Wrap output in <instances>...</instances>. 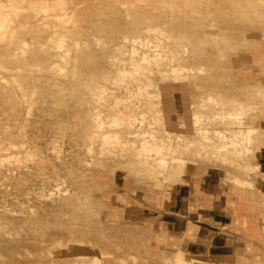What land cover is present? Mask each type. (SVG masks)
<instances>
[{
  "label": "rangeland",
  "instance_id": "1",
  "mask_svg": "<svg viewBox=\"0 0 264 264\" xmlns=\"http://www.w3.org/2000/svg\"><path fill=\"white\" fill-rule=\"evenodd\" d=\"M107 1L62 0L40 12L25 2L3 28L0 159L9 165L0 173V264H95L97 249L108 251L103 264H215L207 252L154 244L153 228L132 206L164 208L181 185L208 180L240 191L249 182L257 193L264 180L235 164L239 143L217 154L195 143L187 149L180 139L177 148L152 152V170H139L140 140L153 130L194 138L191 117L210 133L248 125L264 132V0ZM138 23L152 29L135 32ZM154 57L162 61L151 63ZM138 64L145 76L133 80L128 74ZM210 93L216 107L203 105ZM103 133L114 135L109 151ZM263 151L257 145L245 154L256 153L260 163ZM39 165L43 172L34 176ZM164 166L172 170L163 173Z\"/></svg>",
  "mask_w": 264,
  "mask_h": 264
},
{
  "label": "crops",
  "instance_id": "2",
  "mask_svg": "<svg viewBox=\"0 0 264 264\" xmlns=\"http://www.w3.org/2000/svg\"><path fill=\"white\" fill-rule=\"evenodd\" d=\"M260 163L264 174V151ZM180 187L164 208L132 206L153 228L154 244L207 252L215 264H264V189L240 191L213 180Z\"/></svg>",
  "mask_w": 264,
  "mask_h": 264
},
{
  "label": "bare ground",
  "instance_id": "3",
  "mask_svg": "<svg viewBox=\"0 0 264 264\" xmlns=\"http://www.w3.org/2000/svg\"><path fill=\"white\" fill-rule=\"evenodd\" d=\"M99 1V0H98ZM109 1V0H108ZM108 1H107V3H108ZM112 1V0H111ZM115 1V0H114ZM120 1V0H119ZM118 1V2H119ZM25 2H28L32 7H34L35 8V10L37 11V12H40V11H42V10H48L51 6H52V3H54V7L57 5V4H60L61 2H62V0H53V1H51V0H6V2L5 1H3V0H0V36H2L3 35V28L5 27V25H6V23L8 22V21H11L12 20V17H11V15L12 14H20L21 12H23V9L25 8V5H24V3ZM116 2V1H115ZM94 3V2H93ZM93 3H91V4H93ZM98 3V2H97ZM120 3V2H119ZM80 6V5H79ZM78 8V7H77ZM71 12H73V15H74V13L75 12H77V9H76V6H75V8H71ZM25 25L27 24V23H24ZM39 24V23H38ZM21 25V24H20ZM25 25H24V27H25ZM35 25V24H34ZM168 25V24H167ZM27 26V25H26ZM33 26V25H32ZM150 29H152V27L149 25V24H147V25H144V26H142L140 23H138L136 26H135V28L133 29L135 32H142L143 30H150ZM159 29H160V27H159ZM161 30V29H160ZM146 32V31H145ZM156 32V31H155ZM154 32V33H155ZM166 32V31H165ZM152 33V32H151ZM160 34H162L161 32H160ZM165 34V33H164ZM167 34V33H166ZM130 35V34H129ZM129 35H125L124 37L125 38H130L129 37ZM131 36V35H130ZM166 36V35H165ZM75 39V38H74ZM79 40V39H78ZM77 40V41H78ZM77 41H75L76 43H80V42H77ZM80 41V40H79ZM186 41V40H185ZM9 45H10V43L9 42H7ZM4 45H6V47H7V45L8 44H5V42L3 43ZM87 44H88V42H87ZM86 44V46H88ZM190 44V43H189ZM4 45H2V46H4ZM84 45H85V43H84ZM85 46V47H86ZM190 46V45H189ZM9 47V46H8ZM84 47V46H83ZM0 48H1V46H0ZM3 48V47H2ZM81 48V47H80ZM79 48V49H80ZM188 48V47H187ZM83 49V48H82ZM82 49H80V50H82ZM86 49V48H85ZM134 55V54H133ZM4 56V55H3ZM13 55H11V57H12ZM16 56V55H15ZM14 57V56H13ZM16 57H19V56H16ZM131 57H132V55H131ZM159 57H160V55H159ZM6 58V57H5ZM15 58V57H14ZM155 58V57H154ZM192 58V57H191ZM112 59V58H111ZM132 59V58H131ZM144 59L145 60H149V58L147 57V56H145L144 57ZM195 59V58H194ZM16 60L17 61H22V60H20V59H17L16 58ZM119 60V59H118ZM133 60V59H132ZM112 61H113V59H112ZM151 61V60H150ZM162 60L161 59H159L158 57H156L154 60H152L151 61V63L152 62H156L157 64L159 63V62H161ZM26 62V61H25ZM25 62H23V63H25ZM115 62V61H114ZM113 62V63H114ZM155 63V64H156ZM156 64V65H157ZM155 66V65H154ZM159 66V65H158ZM134 67V66H133ZM156 67V66H155ZM143 68V66L142 65H136L135 67H134V70L132 71V72H130L129 74H128V76L131 78V79H133V80H135V79H143V77L145 76V74H144V76H143V74L141 73V69ZM151 68V67H150ZM159 68V67H158ZM142 70H146V69H142ZM151 70V69H150ZM138 71V72H137ZM153 71V70H152ZM156 71H158V70H156ZM143 73L145 72V71H142ZM148 72V71H147ZM96 77V75L95 76H93L92 78H95ZM103 78H105V76L103 75L102 76ZM106 78H107V76H106ZM146 78V77H145ZM147 79V78H146ZM153 79V78H152ZM151 79V80H152ZM168 79V78H167ZM162 80H164V79H162ZM151 82V81H150ZM161 82H163V81H161ZM160 84V83H159ZM159 84H157L158 86H159ZM143 83L141 84V86H139L140 88L142 87L143 88ZM162 85V84H161ZM157 86V87H158ZM183 86V85H182ZM181 86V87H182ZM180 87V86H179ZM185 87V86H184ZM139 88V89H140ZM163 88V87H162ZM178 88V87H177ZM37 89V88H36ZM144 89H145V86H144ZM164 89V88H163ZM180 89H182V88H180ZM184 92V91H183ZM173 93H178V94H180L181 93V91L180 90H177L176 88L175 89H173ZM150 94V93H149ZM148 94V95H149ZM162 94V93H161ZM163 95H165V93H163ZM162 95V96H163ZM182 94H180L179 96H181ZM93 96H95V95H93ZM166 96V95H165ZM178 96V97H179ZM101 97V96H100ZM164 97V96H163ZM167 97H168V95H167ZM166 97V98H167ZM101 99H102V97H101ZM103 99H104V97H103ZM106 99V98H105ZM98 100H99V98H98ZM177 101V100H176ZM205 100L204 99H202L201 100V102H204ZM173 102V101H172ZM32 103L34 104V103H36V99H34L33 98V100H32ZM151 103V102H150ZM153 104V103H152ZM151 104V105H152ZM209 104L210 105H213V106H215L216 107V105H219V99H217V98H215V97H213V95L210 93V95L208 96V99H207V101H206V104L205 103H203V105H208L209 106ZM236 104V103H235ZM238 104V103H237ZM240 104V106L239 107H241V105H242V103H239ZM174 105L177 107V109H178V111H179V117L181 116V117H183V115H182V113H181V111L183 110V104H182V102H180V101H178V102H176V103H174ZM235 107H237L236 105H234ZM11 108L14 110V113L15 114H17V116H19V105H17L16 103H12V105H11ZM151 108V107H150ZM153 109H155V108H153ZM156 110V109H155ZM158 111V110H157ZM78 113V112H77ZM233 113H235V112H233ZM166 116V115H165ZM161 117H162V115H161ZM164 117V116H163ZM167 118H168V116H166ZM165 118V117H164ZM164 118H162L163 120H164ZM161 119V118H160ZM161 119V120H162ZM184 119H185V117H184ZM162 120V121H163ZM191 120L192 121H194L195 122V125H193L191 128H190V131H191V133L193 132V133H196L195 134V136H194V138H190L189 137V134L190 133H184L183 132V134H178L177 132H175V133H169V135L167 136V135H163V134H159L157 131H155V130H153L149 135H144L142 138H141V140H140V142H141V147H142V149L141 150H139V152H138V155L140 156V157H142L141 159H140V164L143 166V167H141L139 170H148V171H150V170H152L153 168H152V163L149 161V157H151L152 155H153V153L152 152H154V151H156V152H159L161 149H163V148H167L168 150H172V149H174V148H177L178 146H179V144H181V142L183 141V143L186 145V148L187 149H190V147L192 146L191 144H193L194 145V143H195V145H198L199 147H207L208 149L210 148V147H216L217 148V154L218 153H221L223 150V148H226V147H228L229 145H231V146H233V147H235V146H237V145H235V144H237V143H239V146H237V148H234L235 150H233L232 152H234L235 154H236V159H237V161L235 162V164H237L238 165V167L239 168H241V170H242V172L244 173V174H246V175H248V176H250L251 178H253V179H255V178H258V179H262V180H264V174H262V172L259 170V168H261V167H259V165H260V163H259V161H257L256 160V158H257V154L256 153H254V154H252V153H249V154H245L246 153V151H251L252 150V146H254V147H256L257 145H261V146H264V132H258L257 130H255V128L257 127V126H250V125H248L246 128L245 127H243V123H240L238 126H240V127H243V129H231L230 130V133L228 134V133H225V132H223L222 130H219V129H217L215 132H213V133H210V130L209 129H207L206 127H203V126H198V125H196V123L198 122V118H193V117H191ZM27 121H28V119H26V120H23V121H21L22 122V125L23 126H26V124H27ZM158 121V120H157ZM84 122H85V120H84ZM96 122V124L100 127V122L98 121V120H96L95 121ZM165 121H163V122H161V124L162 125H164L165 123H164ZM167 122V124H168V121H166ZM224 122H225V124L226 125H228V126H231V125H233V126H235V124H237V122H236V120L234 119V118H225L224 119ZM102 123V122H101ZM5 123H3L2 121H0V129H2L3 127H5ZM171 126H174V124H171ZM166 129V131H167V129H168V127H166L165 128ZM107 133V132H106ZM106 133H103V135L101 136V142H103V146H102V150H105V151H109L110 150V147L108 146V144H109V142L111 141V139H113V137H114V135H107ZM94 136V135H93ZM93 136H89V139H93L94 137ZM117 136V134L115 135V137ZM215 136H217V137H221L222 138V140H221V142L220 143H218V141H216V139H215ZM93 137V138H92ZM180 139H182V141L180 140ZM2 137H0V142H2ZM106 143H108V144H106ZM255 143V144H254ZM240 147V148H239ZM199 154H200V156H202V157H204V156H209L210 155V152H208L207 154H205V155H203V153L202 152H199ZM153 159H155V158H153ZM8 165H9V161H8V159H0V173H3V172H5V168H7L8 167ZM19 166H23V164H21V163H19L18 164ZM26 166V165H25ZM165 167V166H164ZM259 167V168H258ZM167 168V169H166ZM43 170V168H42V166H38V167H35V172L33 173V175L34 176H36L35 174H39V173H41V172H43L42 171ZM168 170L169 171H171L172 169L171 168H168L167 166L164 168V169H162V171L161 172H163V173H167L168 172ZM45 173V172H44ZM42 174V173H41ZM41 174H40V176H41ZM46 174V173H45ZM44 174V175H45ZM33 175H31V176H33ZM43 175V176H44ZM55 176H56V174L54 175V179H55ZM47 177V176H46ZM49 177V176H48ZM49 181V180H48ZM47 181V182H48ZM243 181V180H242ZM45 183H46V180H45ZM145 184L146 183H148L147 181H145L144 182ZM156 186H158V187H161L162 188V184H161V182L160 181H154L153 182ZM248 184L246 185V183L244 184L245 185V188L243 187V184H241V183H239V184H241V186H240V188L242 189V190H248L247 189V187L248 186H250L249 185V182H247ZM252 187V186H251ZM249 189L252 191V193H255L254 192V188H250L249 187ZM37 201H38V199H37ZM57 201H58V199H57ZM169 232V231H168ZM134 241V240H133ZM136 241V240H135ZM135 243V242H134ZM137 244V243H136ZM135 244V245H136ZM137 246V245H136ZM135 246V248H137ZM119 247V246H118ZM151 248V247H150ZM160 248H162V247H160ZM119 249V248H118ZM148 249V248H147ZM122 250H123V252H124V249H121L120 250V252H122ZM133 250V249H132ZM150 250V249H149ZM97 253L96 254H93V258H94V256H95V264L96 263H98V264H103V259H102V255L104 254V253H107V255H108V251L106 250H99V249H97V251H96ZM119 253V252H118ZM120 254V253H119ZM124 254V253H123ZM126 254V253H125ZM128 254V253H127ZM86 255V254H85ZM84 255V256H85ZM106 255V254H105ZM111 255V254H110ZM88 255H86V257H87ZM109 256V255H108ZM126 256V255H125ZM170 256V255H169ZM86 257H79V259H80V262H85L87 259H86ZM89 257V259H90V256H88ZM93 258H91V259H93ZM116 259H117V257H115ZM124 258V256L123 257H119L118 259H123ZM171 258V257H170ZM172 258H174V257H172ZM115 259V260H116ZM105 260V259H104ZM175 261H177V260H175ZM107 263H109V259H107V261H106ZM177 264H178V261H177Z\"/></svg>",
  "mask_w": 264,
  "mask_h": 264
}]
</instances>
